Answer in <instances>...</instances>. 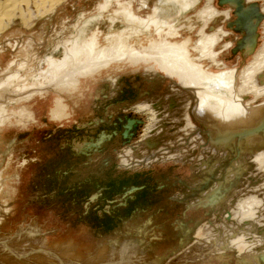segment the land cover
Segmentation results:
<instances>
[{
    "label": "rangeland",
    "instance_id": "obj_1",
    "mask_svg": "<svg viewBox=\"0 0 264 264\" xmlns=\"http://www.w3.org/2000/svg\"><path fill=\"white\" fill-rule=\"evenodd\" d=\"M256 1L263 8L264 0ZM103 2L66 0L55 18L54 30L41 21L29 27L18 25L14 32L0 37V78L16 57L21 62L13 76L0 83V90H17L15 96L7 98L0 121V264H165L189 247L191 258H186L185 253L184 259L176 264H264L262 245L254 248L258 251L254 261L249 255H240L234 246L207 256L197 249V230L207 223L215 225L208 233L211 234L208 241L220 234L222 241L231 242V238L226 237L234 231L217 232L224 231L227 226L234 227V224L238 233L249 234L247 241L256 236L264 237V208L257 221L246 218L236 222L235 217L230 216L240 202L251 197L264 198V167L256 165L250 152L252 146L237 148L231 153L224 148L228 155L223 154L221 158L222 150L215 154L212 149L206 150L210 145L207 138L205 143H195L191 137L194 135L187 130V118H184L195 101L188 100L189 94L174 95L178 91L174 83L179 82L174 70L203 79L205 74L193 66L197 63L204 64V72L237 68L239 76L240 70L255 56L244 58L240 52L232 53L233 40L240 35L226 27L224 14L211 18L206 24L201 22L197 11L204 8L206 0L190 3L185 14L173 25H165L158 32L152 25L151 31L135 34L126 28L128 22L126 24L124 12L130 11L134 18L141 19L150 14L154 16L155 0L146 2L144 7L141 0H112L101 18H91L84 26L87 33L99 34L93 50L96 56L92 61L81 57L74 66L66 65L59 70L56 60L60 54L51 51L52 45L70 37L75 27L84 23V18L99 12ZM213 6L222 11L228 9L227 5L219 6L216 0ZM261 24L264 26V19L258 27L256 52L264 44ZM170 27L177 28V32L172 33ZM217 28L223 31L213 47L220 67L212 64L210 57L202 58L195 49L201 31L210 34ZM32 36L37 41L46 37L48 43L32 45ZM120 39L128 45L118 53L121 56L102 59L101 54L111 53L107 50ZM184 40H188L185 52L181 51ZM151 43L154 47L161 43L175 44L178 53L161 62ZM159 52L168 53L164 49ZM50 66L55 67L53 74L48 69ZM240 78L236 87L241 85ZM241 89L246 92L243 93L250 104L264 101V95L256 97L253 92ZM60 99L64 101L61 117L54 120L50 110L57 108ZM145 101L162 104L158 106L161 107L158 113L150 108L149 102L146 106L154 115L160 114L158 117L152 119L147 110L136 107ZM182 101L188 107L184 106V113L178 112L180 118L177 119L174 110L181 107L176 103ZM163 102L172 109L164 110L167 106ZM90 108V117L84 118ZM40 118L43 126H37L42 123ZM128 119H132L133 124L127 130ZM79 120L81 124L88 120L91 125L75 129ZM190 121L195 120L190 116ZM167 122L174 124L162 125ZM176 124L180 125L173 126ZM173 127L176 130L168 132ZM146 128L148 132L155 128V138L160 141L165 138L163 144L171 140L175 148L188 150L195 145L194 151L190 150L192 160L175 162L160 157L141 166L121 164L124 151L129 153L143 142L149 146L146 145L149 137ZM126 130L127 137L124 136ZM75 131L76 135L72 136ZM102 133L99 144L89 148L82 144L84 140L95 142ZM258 150L263 151L264 147L258 146ZM210 155L222 165L215 177L209 171L200 172L197 167L204 165ZM229 169L234 172L228 178ZM208 181H211L210 187L206 185ZM196 184L207 187L201 189ZM194 186L196 188L191 189ZM218 186L216 200L206 205L194 204L200 201L199 196L209 195V191Z\"/></svg>",
    "mask_w": 264,
    "mask_h": 264
},
{
    "label": "bare ground",
    "instance_id": "obj_2",
    "mask_svg": "<svg viewBox=\"0 0 264 264\" xmlns=\"http://www.w3.org/2000/svg\"><path fill=\"white\" fill-rule=\"evenodd\" d=\"M65 1L66 0H0V37L4 33L14 32V29H16L15 27H17L18 25L21 28L29 27L41 21L49 25L51 31L54 30L56 26L55 18L63 10L61 4L65 3ZM111 1L112 0H104V2L100 7L99 12H97L90 18L87 19L84 18L83 19L84 23L82 25L81 24L77 25L74 29V32L71 33L70 37L68 38L64 37L52 45L51 51L60 54L59 58H57L56 60L57 67L59 70H61L66 65L74 66L80 60L81 57H84L89 61H92V58L96 56L93 50L95 46L98 44L97 38L99 34L97 32L92 34L87 33L85 29L86 27L85 25L90 22L91 18L92 20L96 16H99L98 18H101V16L104 13V10ZM141 1H143V4H141L142 6L145 5L146 2L148 3L150 0H141ZM199 1L201 0H196V1L195 0H155L154 9H153V12L155 13L154 16L150 14L147 16L146 19H141L138 17L134 18L130 11L124 12L125 14L124 19H126V24L128 22L126 28H128V30L130 28L129 31L135 34V33H144L147 31H151L150 26L154 25L156 31L158 32L162 28H164L165 25H170L171 23L173 25L177 23L179 21L178 17L185 14V11L187 10V8H189L190 3L197 4V2ZM242 1L244 6V11H242L240 15H238L237 12L235 11L236 0H234V2L231 1L230 3H223V4H219L218 0H216L219 6H225V5L228 6L227 7L228 9L223 11L218 10L213 6V0H206V3L203 5L204 8L203 9L200 8V10L197 11L198 12L197 15H199L198 17L201 19V22H203L204 24L209 22V20H212L211 18H215L218 15L220 16L221 14H224L222 18H224L223 20H225L226 27L240 35V37L237 38L234 37L235 39L233 40V42L235 41V46L232 48V53L240 52L244 58L251 54L255 56L253 57L251 63H249L246 67H244V69L240 70L242 71V74L239 75L241 76V78L238 76L237 68H233L232 70L227 69L224 71H220L218 73H215L213 71L204 72L203 69L204 64L194 63L193 66H195L197 70L199 71L201 70V72L205 74V77L203 79H198L196 75L189 76L184 71L174 70V72H176L179 77V82L174 83L176 84L178 91L177 93L176 92L174 93L173 91L171 92V94L173 93L174 95L177 94L180 95L183 93L189 94L190 97L188 96L189 97L188 100L194 99L195 101L191 109L188 108L187 114L184 115V118H187V124H188L187 130L191 131L190 133L194 135L191 137L193 141L196 140L195 143H198L200 141L205 143V141L208 139L207 141L209 142L210 145H208L206 150L212 149L213 154L217 153L219 150H222L223 153H221L222 154L221 158L224 157L223 154L228 155V153L225 151L226 149L224 148H228L230 150L228 151L231 153V151L234 152V150H237V148H240L239 150H241L244 149V147L251 148L252 146L253 149H250V152L252 151L251 154L254 155L253 159L256 165L259 167H264V150L257 151L258 146L264 147V101L255 104L252 103L250 104L251 101H247L248 96L244 94L246 92L243 91L244 92L243 93L241 89L243 88L247 92L249 91L248 93L253 92L254 96L256 97L264 95V44L263 47L259 49L258 52L255 51L258 44V36H259L258 27L261 21L264 19V6L262 8L261 5H259V2L256 0H242ZM256 11H258L259 14L256 15L255 14ZM230 12L232 13L233 17H231L232 15H230ZM187 18L185 20H187ZM112 19L113 18L111 17L110 20ZM216 22L217 20L215 21V23ZM187 26L189 27V25ZM200 27L202 29L204 28L203 26ZM170 28L173 29L174 31L172 33L177 32L176 31L177 28L174 27H170ZM222 33L223 31L219 30V28L212 31V33L210 34H205L204 32L201 31L200 32L201 38L198 39L197 43H195L197 46L195 49L199 52V55L202 58L205 56L210 57L211 58L210 62L212 64H216L218 67H220L221 64L215 60V57L217 56L216 55L217 52L215 53L213 47L221 37ZM31 34H33V32ZM30 39H31L30 41L33 43L32 45H34L35 42L41 45H45L46 43H48L47 42L48 39L46 37L39 41H37L34 36H32ZM121 40L122 39H120L119 41L116 40L115 41L116 44L113 45L112 48L111 47H109V49L107 48L108 50L107 49L106 50L111 51V53L107 52L109 53V54L106 53L107 55L101 54V56L103 55L102 59L109 60L113 58L115 59L119 58L121 56L119 54H121V52H123V50H125V48L128 47V45H126V43L124 44V42H122ZM188 40H184L186 44L185 43L181 44V48H182L181 51L183 52H185L186 50L188 51V46H187ZM15 44L16 46H18L17 43ZM150 45L151 48L155 50V53L156 55H158L157 57L161 62L167 59L166 57L170 56L171 54L178 53L177 46L175 44L173 45V44L161 43L159 44V47H154V44L152 43ZM102 49L103 48L96 50V52L101 51ZM162 49L166 50L168 53L166 55H162L159 52ZM178 62L180 63L181 61L178 60ZM19 63H21L20 59L19 57H16L13 63L7 69H5L6 71L2 75L3 77L1 76L2 78H0V83L2 81H6L7 79L11 78V76H13L12 74L16 70V66ZM175 65L178 66V63H175ZM54 68L55 67L52 66L48 68L50 70V74H53ZM239 78L241 80V85L236 87V82L237 79ZM9 90L11 89L9 88L8 90L5 91L0 90V121L4 114L2 112L3 110H5V104L7 98H11L10 95L15 96V92L17 91V90L16 91L15 90L9 91ZM170 100L175 101L174 98H171ZM63 102H64L63 99H60L59 102L57 103V108L56 109L55 107L51 108L50 113L53 115L52 117L54 120L59 119L61 117L60 115L62 112L61 105ZM148 102L149 101L140 103V105L136 107H139L138 109L140 110L142 109V111L145 110V112L147 110L153 119L155 115L154 113H151L150 108L152 110H156V113H158L157 111H159L161 108L158 106L162 104L159 102V104H154L151 105L150 108H146ZM163 104L167 106L164 108V110H166L167 108L168 109L172 108V107H168V104L166 105L164 102ZM176 105L181 107L174 110L175 112L174 117L179 116L177 115L179 111L184 113L185 110L183 109L185 106L184 101H182V103H176ZM190 116L194 118L195 121H190ZM179 118L180 117H177V119ZM170 119H173V115L170 117ZM193 122H195L196 124ZM198 122L200 123V126L202 128L197 126L199 125ZM132 124H133V120L128 119V124L126 125L127 130L132 128ZM172 124L174 123L173 122L165 123L163 125L169 126ZM179 125L180 124H176L173 126L177 127ZM149 128L150 127H148V129ZM127 130L124 132V136L126 137L128 136ZM174 130H176L175 127L169 129V131L168 129H166L164 130V133L166 131L172 132ZM146 132L147 134H149L147 128H146ZM103 135L104 133L100 134L99 139L96 140L95 142L84 140L82 141V144L86 147L95 146L101 142ZM174 135L176 134L174 133L172 135L173 141L175 138ZM185 135H188V133H186ZM155 137H157V134H155V132L154 133L150 132L149 137L146 140L147 141L146 145L149 146H145L143 145L144 142L143 143L140 142L141 144H138L137 147H135V149L134 148L133 150L131 149L129 153L124 151L121 154V158L123 160L121 164H123L124 166L134 165V164L137 165L148 164L150 163V161L148 162V160L151 159L156 160L157 158L160 157L164 158L165 160L171 159L175 162L181 160L184 161L192 160L193 152L192 153L190 152L194 151L195 148L192 150V147L195 145H191V149L189 150L188 148L186 149L185 147H183L184 149L182 148L179 149L178 147L175 148V144L171 142V140L170 141L168 140L169 141L168 144H163L165 138L162 139L163 141H160L157 140ZM159 142L160 144L161 143L162 144L160 145ZM158 144L159 146H157ZM80 150L81 152H84L83 149ZM247 153L249 154V150ZM248 154H246V156H250ZM209 157H210L209 160L203 163L204 165H198L197 167L199 168V171L201 169L200 172L206 170L210 172L211 176L215 177V175H218L219 171L222 169V165L220 164V161H214L213 155H210ZM227 172H228L227 177L229 178L233 175L234 171L233 169H229V171ZM210 184L211 181H208L206 183L208 187L211 186ZM206 185L196 184L195 186L204 189V186ZM195 186L192 187L191 189H195L196 188ZM218 189L219 186L209 191V195H207L208 194L207 193L206 195L204 194L205 195L204 197L199 196L200 201L194 202V204L205 205L206 202L210 200L213 202L217 198L216 194ZM263 208H264V198L260 200L255 197H251L248 198L247 200L240 202V205L238 206L236 211H234L235 209H233L231 215L230 214L229 215L233 219L235 217L236 222L237 221L241 222L243 219L246 218H251L257 221L260 220L262 217L261 210ZM214 226L215 225L212 226L207 223L201 225L200 228H198L197 235L199 237V241H197L198 246L196 247L200 253L207 256V254L209 253H213L216 251L220 252L226 248H229L230 246H231L230 248L234 246V249H237L240 255H244L245 257L249 255V257L253 261L256 260V255H255L256 250L254 251L253 248L258 245L264 246V237L262 236L253 237L251 238V240L247 241L246 238L250 237L249 234L247 232L238 233L239 231L238 232L236 231L237 226L234 224V227L227 226L224 229V231L217 232L218 234L222 232L229 233L234 231V234L226 237L228 239L231 238L230 239L232 240L231 242L227 241L226 239L222 241L221 240L222 236L220 234H218L214 239H210V241H208V239L211 236V234L208 233H211L212 227ZM203 231L204 233L202 234ZM207 241L209 242V246ZM212 243L213 245H211ZM223 243H226V245L223 246L222 245ZM205 244L206 247L204 246ZM217 244L220 245L217 246ZM202 247L204 248L202 249ZM190 249L191 247L179 253L175 257H172L169 261H166L165 264L179 263L181 260L184 259L185 253H187L185 257L190 259L191 256L190 253H188Z\"/></svg>",
    "mask_w": 264,
    "mask_h": 264
},
{
    "label": "crops",
    "instance_id": "obj_3",
    "mask_svg": "<svg viewBox=\"0 0 264 264\" xmlns=\"http://www.w3.org/2000/svg\"><path fill=\"white\" fill-rule=\"evenodd\" d=\"M89 114H91V108H90V110L87 111V113L85 114V117H84V118H87V119H88V118L90 117ZM45 117H46V116H45ZM79 117H80V116H79ZM82 117H83V116H82ZM48 119H49V118H48ZM48 119H47V121H49ZM45 121H46V120H45ZM69 121H70V120H69ZM39 122H42L41 118H40V121H39ZM43 123H44V122H42V123L39 124V125L34 124V126H36V125H37V126H43ZM46 123H47V122H46ZM46 123H45V124H46ZM51 123H52V122H51ZM90 123H91V122H89V121L87 120L86 122H84V123L81 124V122H80V120H79V123H78L77 125H75V129H78L79 127H82V128H83V127H85V126H87V125H91ZM60 124H62V123H60ZM62 125H63V124H62ZM34 126H33V127H34ZM46 126H48V123L46 124ZM103 126L106 127V125H103ZM92 128H93V127H92ZM92 128H91V129H92ZM103 129H104V128H103ZM33 131H35V128L33 129ZM89 132H90L91 134L93 133L92 130H90ZM71 135H72V136L76 135V131H75V132H72ZM66 137H71V136H66ZM85 142H86V141H85ZM83 143H84V142H83Z\"/></svg>",
    "mask_w": 264,
    "mask_h": 264
},
{
    "label": "water",
    "instance_id": "obj_4",
    "mask_svg": "<svg viewBox=\"0 0 264 264\" xmlns=\"http://www.w3.org/2000/svg\"><path fill=\"white\" fill-rule=\"evenodd\" d=\"M231 1L234 2V0H218V3L219 4L230 3ZM235 11L237 12L238 15H240L241 12L244 11V6H243V1L242 0H236ZM255 14L257 15V14H259V12L256 11Z\"/></svg>",
    "mask_w": 264,
    "mask_h": 264
},
{
    "label": "flooded vegetation",
    "instance_id": "obj_5",
    "mask_svg": "<svg viewBox=\"0 0 264 264\" xmlns=\"http://www.w3.org/2000/svg\"><path fill=\"white\" fill-rule=\"evenodd\" d=\"M149 104L154 105V104H152V103H150V102H149ZM157 104H159V102H158ZM166 105H167V104H166ZM171 109H172V108H171ZM159 115H160V114H155L156 117H158ZM167 123H170V122H167ZM163 124H165V123H163ZM163 124H162V125H163ZM166 126H167V125H166ZM167 127H168V126H167ZM150 132H152V133L155 132V133H156V129H155V128H151V129L149 130L148 133L150 134ZM156 134H157V133H156ZM77 145H79V144H77ZM83 147H84V146L82 145V148H83ZM86 148H87V147H86ZM88 148H89V147H88ZM132 148H133V147H132ZM77 149L79 150V147H77ZM84 149H85V147H84ZM206 204H207V203H206ZM206 204H205V205H206ZM201 205H203V204H201ZM250 219H251V218H250ZM252 220H253V219H252ZM254 221H255V220H254ZM236 229H237V227H236ZM232 232H233V231H232ZM256 237H259V236H256ZM260 237H261V236H260ZM262 237H263V236H262ZM258 246H259V245H258ZM260 246H261V245H260ZM262 246H263V245H262ZM256 247H257V246H255L254 248H256ZM254 248H253V249H254ZM254 251H255V250H254ZM257 253H258V251L256 252V254H257Z\"/></svg>",
    "mask_w": 264,
    "mask_h": 264
}]
</instances>
